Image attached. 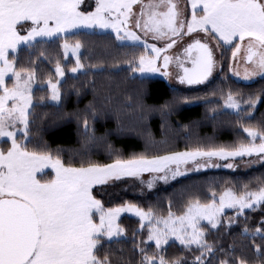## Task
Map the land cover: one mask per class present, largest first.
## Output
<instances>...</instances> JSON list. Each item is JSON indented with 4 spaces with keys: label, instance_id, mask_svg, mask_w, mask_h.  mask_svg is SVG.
Wrapping results in <instances>:
<instances>
[{
    "label": "snow or ice",
    "instance_id": "snow-or-ice-1",
    "mask_svg": "<svg viewBox=\"0 0 264 264\" xmlns=\"http://www.w3.org/2000/svg\"><path fill=\"white\" fill-rule=\"evenodd\" d=\"M135 5H139L138 12L134 11ZM186 7L190 8V17L177 0H94V5H86L85 0H0V140L5 145L0 147V264H113L105 246L124 233L117 223L122 212H134L140 217V227L148 228L146 239L136 245L139 264H187L183 255L167 256L164 246L172 238L187 251L195 245L200 254L195 255L193 264H204L205 253H212L213 247L205 239V228L200 222L206 220L216 228L222 222L225 208L236 209L239 216L246 208L264 204V184L254 189L245 185L246 190L241 192L227 189L218 200L213 190L211 198L204 202L198 197L190 199L179 215L170 207L167 217H157L152 209L145 211L131 203L106 207L103 199L104 186L124 177L159 174L141 180L151 188L156 179L167 181L181 175V166L189 162L198 169L206 167V162L213 158L255 156L264 160V121L252 123L251 115L259 96L237 99L234 93H228L226 106L249 116L248 122L237 121L246 138L231 145L197 142L182 151L125 157L107 142V133L97 136L91 127L88 110L93 115L96 112L91 102L82 118L84 147L103 145L108 162L93 160L90 152L85 151L77 166L65 162L59 151L53 153L46 147L29 149L27 143H21L30 136L29 110L34 107L31 82L36 78V69L18 67L16 53L21 45L32 47L38 37L64 34L65 54L71 50L76 55L81 44L78 40L74 44L69 42L67 34L72 30L111 29L118 40L141 41L142 37L132 29L134 25L145 36L151 34L153 39L167 40L164 47L158 48L143 39L145 51L127 61L130 71L143 74L160 71L157 61L161 53L177 43L176 38L199 32L206 39L194 37L184 48L192 67H185L177 57L183 69V75L178 77L181 83L200 84L211 76L216 60L210 41H215L217 47L221 42L231 47L233 57L246 41V63L251 67L245 69V75L264 76V0H187ZM149 49L153 55L147 54ZM171 60L165 54L162 66L167 69ZM82 67L77 55L70 70L76 72ZM55 73L59 77L65 75L59 62ZM48 83L51 99L61 101L59 81L49 79ZM242 104L247 107L242 108ZM168 107V104L159 106L162 115ZM152 110V106L141 105L140 119L147 120ZM225 167L231 168L233 164ZM46 169H51L54 175L47 177ZM232 222L230 219L229 224ZM243 231L247 234L250 229L246 225ZM254 232L264 239V220L255 226ZM148 242L154 243V250H148ZM255 249L264 257L261 245L256 244ZM219 264L251 262L235 256L221 259Z\"/></svg>",
    "mask_w": 264,
    "mask_h": 264
},
{
    "label": "trees",
    "instance_id": "trees-1",
    "mask_svg": "<svg viewBox=\"0 0 264 264\" xmlns=\"http://www.w3.org/2000/svg\"><path fill=\"white\" fill-rule=\"evenodd\" d=\"M64 38L37 41L32 47H22L16 53L18 67L36 69V86L32 90L34 107L29 110L30 136L28 140L21 141L27 143L29 149L46 147L53 153L59 151L65 162L77 166L82 162L81 154L85 151L90 152L93 160L108 162L109 156L103 145L84 147L82 118L90 102L96 112L93 115L88 110V118L96 135L107 133V142L125 157L182 151L197 142L231 145L246 138L237 121L248 122V114L223 109L229 92L234 93L237 99L259 96L260 100L252 112V123L264 121V76L250 84L231 78L228 74L231 47L221 46L223 68L216 78L187 90L170 87L158 78L133 77L130 69L119 63L116 54L121 47L109 34L78 32L67 35L70 43L80 42L86 56L93 54L91 59L87 56L88 60L99 65L71 75L68 70L74 64L63 59L61 45ZM57 62L65 68V77L59 85L62 99L58 105H53L49 103L48 88L43 85L49 79L55 83ZM165 104L169 107L163 109L162 115L159 106ZM141 105L154 109L148 113L147 120L140 119ZM246 107L242 104V108ZM4 146L3 142L0 143V147ZM241 162L243 160L237 164ZM261 184H264V163L246 170L205 171L146 192L138 181L122 178L104 186L106 194L103 199L106 207L131 203L145 211L152 209L157 217H167L170 207L174 214L179 215L190 199L198 197L204 202L211 198L213 190L218 198L227 189L241 192L246 190L245 185L254 189ZM230 219L233 220L231 224ZM262 220L264 204L239 216L234 211H227L215 229L205 226V239L212 245L213 252L205 253L204 264H219L221 259L235 256H242L251 264H261L264 257L256 252L255 245L259 244L264 249V239L254 232V228ZM118 224L124 233L106 244L105 249L111 253L113 264H139L140 254L136 245L146 239L148 229L141 228L137 219L125 215L119 218ZM246 225L250 229L247 234L243 231ZM148 244V250H154L155 246ZM164 247L167 256L183 255L187 264H193L195 255L200 254L196 247L187 251L174 242Z\"/></svg>",
    "mask_w": 264,
    "mask_h": 264
},
{
    "label": "rangeland",
    "instance_id": "rangeland-1",
    "mask_svg": "<svg viewBox=\"0 0 264 264\" xmlns=\"http://www.w3.org/2000/svg\"><path fill=\"white\" fill-rule=\"evenodd\" d=\"M177 2H178L179 7L185 9V14L190 17V8L186 7L187 0H177ZM85 4L86 5L87 4H93L94 5V0H85ZM134 11L135 12L139 11V5H135L134 6ZM132 29H133V31H136L138 35H140L142 37L141 41H131V40H127V39L118 40L116 38L115 32H113L111 29H101V28H98V27L75 29V30H72L71 32H69L67 35L75 34V33H78V32H84V33H87V34L95 33V34H109V35H111L112 37L115 38V40L117 41V43L121 47V49L116 54V56L119 57V63L122 64L124 67H128L130 69V66L127 63V61L130 60L133 56H139L141 53H143L145 51L144 44H143V39H146L147 43L149 45L155 44L158 48L164 47L165 43L167 42L166 39H153L151 34H148L147 36H145L144 33L141 32L139 29H136L134 27V25H132ZM197 36L202 38V39H206L204 37V34L203 33H199V32L193 33L191 35H184V36H182L180 38H176L177 39V43L171 49H167V51L165 53H161V57L157 61L158 65H160V71H158V72H148V73H143V74L139 73V72H132L131 71L132 72V76L133 77L135 76V77H138V78H158V79L163 80L170 87L182 88V89H187V90L192 89V88H196V87H200V86H203V85L209 83L210 81H212L214 78H216L220 74V72L222 71V68H223V64H222V62L220 60L221 59L220 57L222 55L221 46L224 47V48H228L229 46L223 45L222 42H221V45L219 47H217L215 41H210V43H211V45H212V47L214 49V58L216 60V64H215V66L213 68L211 76H209V78L206 81H204L203 83H200V84L189 85L187 83H181L179 81V79H178V77L180 75H183V69L181 67H179V61L177 60V57H179L180 60L184 62V66L185 67H188V68L192 67L191 61L186 58V54L184 53V48L187 47V45L192 42L193 38L197 37ZM56 37H64V34H61L60 36H54L52 38H39L38 37L35 42L43 41V40L47 41V40H51V39L56 38ZM35 42H33V44ZM62 45H63V43H62ZM62 45H61V47H62ZM245 45H246V41L244 42V44H242L241 50L237 53V55L235 57H233V55L231 53L230 58H229L230 62H229L228 74H229V76L231 78L235 79L236 81H239V82H242V83H245V84H250V83L256 82L257 80H259L263 76H261L260 74L250 75V76H246L245 75V69L251 67V65L246 63ZM22 47H26V45H21L20 48H22ZM86 50H88V49L86 48ZM89 52L92 53L91 50ZM62 54H63L64 61L65 62L71 61L74 64V66L76 64V58H77V55H78L79 58H80V63L83 65V67L79 68L76 72H72L71 70H68V72L71 75H76L78 73H82L84 70H86L87 67H92V66L93 67H99V65H96V63L94 64L93 60H90V61L88 60L87 56L91 59L93 57V54H89V55L86 56L85 54H87V53L85 52V48L82 45H81V47L78 50L76 55H74L71 52V50H69L67 55H66L65 54V50H64L63 47H62ZM147 54L148 55H153V53L151 52L150 49L148 50ZM165 54L170 56V57H172V60H171V62H170V64H169L167 69H165L162 66L163 65V56ZM108 65H110V64H108ZM165 71H167L169 73L167 76L163 75V73ZM54 72H55V69H54ZM56 77L57 78H56L55 83L57 81H59V83H57V87L59 88V85L63 82L65 75L63 77H59V76L56 75ZM7 79L9 81L8 82L9 85H11V83H12L11 74H9ZM35 86H36V84H35V79H34L31 82V91L33 90V88ZM43 86L47 87L48 91L50 93L49 103H51L53 105H58L59 102L53 101L51 99V88L49 86V83L47 82ZM223 109L226 110V111H230V112H236L235 109H231V108H228L226 106L225 100L223 102ZM19 135H21V134H18V136ZM2 142L3 141L0 140V143H2ZM22 143H24V142H22ZM240 160H243V162H241V164H237V161H240ZM201 163H204V161H201ZM206 163H207L206 167H201V168H198V169L195 167V165L192 162H189V164H187V165H182L181 166V171H182L181 175H178L175 178H171L170 177L167 181L156 179L153 182V186L151 188L148 187L147 183H142L141 180L143 179L144 181H147V180L151 179L153 176H156V175H159V174H156V173H143L142 177H124V178H128V179H132V180L138 181L139 185L141 186V189L146 192V191L154 190L156 187L164 186V185L170 184L172 182H175V181H177L179 179L185 178L187 176L198 174V173H202V172H205V171H212V170H217V169L235 170L237 168L242 169V170L250 169V168L256 167L258 165H261L262 163H264V160H260V159H258L255 156H253V157H244L243 159H241L239 157H237L235 159L229 158L227 160L220 159V158H213L211 161H207ZM228 163H232L233 167H231V168L225 167V165L228 164ZM185 169H187V171H185ZM45 173L46 174H50V176L54 175V173H52L51 169H46ZM111 182H113V181H110L109 183H111ZM218 199H219V197L217 198V200ZM247 210H250V209L246 208L244 211H247ZM227 211H234L235 215H237L236 214V212H237L236 209H234V208H225L223 213H222V215H221V217ZM124 215L125 216H130V217H133V218L137 219L140 222V224H141L140 217L137 216L134 212H122L120 214L119 218L124 216ZM119 218H118V220H119ZM118 220H117V223H118ZM200 223H201V225L203 227L206 226V227H209L211 229H215V228H212L211 225L208 224V222L206 220H202ZM144 224L147 225L148 221L147 220L144 221ZM120 237H118V238H120ZM114 239H117V238H114ZM171 242H174V243L180 245L179 241H176L174 238L169 240V243H171ZM149 243L154 245L153 242H149ZM193 247H196V246L193 245Z\"/></svg>",
    "mask_w": 264,
    "mask_h": 264
}]
</instances>
